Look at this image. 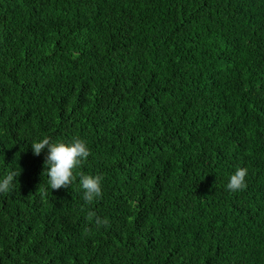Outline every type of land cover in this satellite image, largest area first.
<instances>
[{
    "label": "trees",
    "instance_id": "1",
    "mask_svg": "<svg viewBox=\"0 0 264 264\" xmlns=\"http://www.w3.org/2000/svg\"><path fill=\"white\" fill-rule=\"evenodd\" d=\"M42 138L86 141L68 188ZM13 172L0 264H264V0H0Z\"/></svg>",
    "mask_w": 264,
    "mask_h": 264
},
{
    "label": "clouds",
    "instance_id": "2",
    "mask_svg": "<svg viewBox=\"0 0 264 264\" xmlns=\"http://www.w3.org/2000/svg\"><path fill=\"white\" fill-rule=\"evenodd\" d=\"M33 154L40 156L45 150L47 155L44 162V176H47L46 184L51 190L68 188L75 179V171L90 155V149L86 141L75 139L70 143L53 142L50 138H42L31 144ZM16 173L0 179V193L9 192L14 187ZM247 169L238 168L227 183V189L238 192L247 187ZM80 186L83 190V200L87 204L93 203L101 197L103 191L102 177L81 175ZM100 223V221H97Z\"/></svg>",
    "mask_w": 264,
    "mask_h": 264
}]
</instances>
